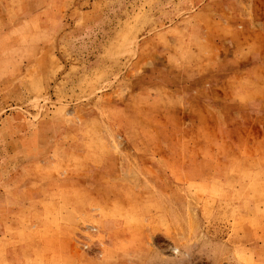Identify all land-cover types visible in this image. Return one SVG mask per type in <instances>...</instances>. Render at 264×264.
<instances>
[{"label": "rangeland", "instance_id": "obj_1", "mask_svg": "<svg viewBox=\"0 0 264 264\" xmlns=\"http://www.w3.org/2000/svg\"><path fill=\"white\" fill-rule=\"evenodd\" d=\"M249 33L264 0H0V264H264Z\"/></svg>", "mask_w": 264, "mask_h": 264}, {"label": "crops", "instance_id": "obj_2", "mask_svg": "<svg viewBox=\"0 0 264 264\" xmlns=\"http://www.w3.org/2000/svg\"><path fill=\"white\" fill-rule=\"evenodd\" d=\"M252 35H253L252 39H254V41H256V43H261L262 41L264 42V35H262L261 33L260 34L249 33V36L247 35V37H251ZM258 39H262V41L261 40L258 41ZM253 54H254V57H259V58H255L258 60V62H257V64H252V65L250 64L251 66L243 68L245 70V73L247 75H249V74H251L252 71L260 70V74L264 75V61L260 60V59H262V57H264V49H259V47L256 46ZM253 102L256 105H258L259 107L264 106V100L253 101ZM243 124H244V122H242V125ZM252 124L254 125V127L257 125L258 129L260 130V133L264 136V116H263V119H258L257 121H253ZM257 139H258V137H257ZM263 153H264V150H263ZM258 171L264 173V168L261 167V169H259ZM58 229H60V226L58 227ZM93 260L94 259L89 258V259H87V262H85V263L93 264L92 263Z\"/></svg>", "mask_w": 264, "mask_h": 264}]
</instances>
